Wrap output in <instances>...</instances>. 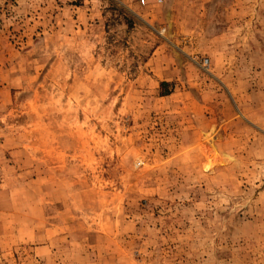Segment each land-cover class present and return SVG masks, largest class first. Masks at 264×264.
Instances as JSON below:
<instances>
[{
	"label": "rangeland",
	"instance_id": "rangeland-1",
	"mask_svg": "<svg viewBox=\"0 0 264 264\" xmlns=\"http://www.w3.org/2000/svg\"><path fill=\"white\" fill-rule=\"evenodd\" d=\"M0 264H264V0H0Z\"/></svg>",
	"mask_w": 264,
	"mask_h": 264
},
{
	"label": "trees",
	"instance_id": "trees-1",
	"mask_svg": "<svg viewBox=\"0 0 264 264\" xmlns=\"http://www.w3.org/2000/svg\"><path fill=\"white\" fill-rule=\"evenodd\" d=\"M161 85H162V86L166 85V82H161Z\"/></svg>",
	"mask_w": 264,
	"mask_h": 264
},
{
	"label": "built area",
	"instance_id": "built-area-1",
	"mask_svg": "<svg viewBox=\"0 0 264 264\" xmlns=\"http://www.w3.org/2000/svg\"><path fill=\"white\" fill-rule=\"evenodd\" d=\"M142 2H143V0H142Z\"/></svg>",
	"mask_w": 264,
	"mask_h": 264
}]
</instances>
